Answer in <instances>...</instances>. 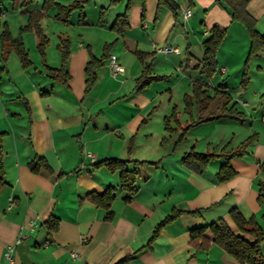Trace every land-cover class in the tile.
Here are the masks:
<instances>
[{
    "label": "crops",
    "instance_id": "obj_1",
    "mask_svg": "<svg viewBox=\"0 0 264 264\" xmlns=\"http://www.w3.org/2000/svg\"><path fill=\"white\" fill-rule=\"evenodd\" d=\"M70 1L59 0L62 5ZM157 1L144 0L143 7L142 0H88L82 23L78 16L63 24L54 19L56 10H49L47 31L40 22L48 46L54 45L50 56L45 50V65L60 67L57 46L62 38L68 39L65 85L53 80L38 62L29 58L31 65L23 68L18 56L9 53L0 80V178L4 181L0 187V264H9L5 258L9 246H14L12 264H78L71 252L79 253L86 264H117L124 259L127 264H240L213 242L209 232L202 246L192 244L189 230L222 219L236 232L229 216L233 208L245 219L255 218L264 230V207L257 201V184L264 182L259 165L264 163V53L248 63V83L241 88L243 57L234 54L233 58L222 49L232 34L240 44L248 45L244 27L232 22L216 0H175L179 20L175 22L164 9L155 21ZM15 6L17 12L11 16L0 10V24L6 23L9 30L8 17L20 29L27 12L41 9L39 3L31 2L19 14L20 3ZM127 6V27L117 33L112 25ZM187 9L191 16L185 20ZM247 11L257 31L264 34V0H249ZM213 26L226 29V37L216 57V73L208 79L200 63L203 42ZM31 35L36 51L38 41ZM105 46L108 58L86 93V63L90 56L99 58ZM163 47L178 52L157 51ZM5 49L0 41V57ZM136 51L147 54L150 77H167L162 86L170 94L165 108L158 100L163 80L136 92L135 80L143 69ZM110 56H115L122 73L111 75ZM196 80L229 94L244 119L195 125L175 147L177 136L164 131L163 118L173 106L181 108L180 102H171L175 88L188 93ZM177 112L182 125L189 122L187 115ZM253 134L257 138L247 154L231 160L235 176L223 183L215 177L222 159L211 161L203 174L181 164L182 156L191 150L219 154L224 146L226 151L233 150ZM35 157L43 158L52 172L32 173L28 164ZM105 159L128 161L129 170L131 162L159 161V165L139 167L138 190L127 203L128 194L119 189V172L94 167ZM108 187L116 188L111 220L105 219L102 208L81 201L86 194L102 193ZM176 211L178 217L149 243L156 226ZM50 217L57 219L56 230L44 225ZM20 236L25 237L16 243Z\"/></svg>",
    "mask_w": 264,
    "mask_h": 264
},
{
    "label": "trees",
    "instance_id": "obj_2",
    "mask_svg": "<svg viewBox=\"0 0 264 264\" xmlns=\"http://www.w3.org/2000/svg\"><path fill=\"white\" fill-rule=\"evenodd\" d=\"M3 0H0V6ZM14 5L20 3L21 7H26L32 0H10ZM87 0H71L68 4L62 5L59 0H43L40 10H33L27 12L26 24L19 29L20 36L12 38L6 23L0 24V41L5 46L0 57V80L5 72V63L8 60V55L13 51L19 58L20 64L23 68L31 65L29 55L24 47L21 39V34L24 32H32L37 38V50L45 62V50L48 47L49 41L44 35L40 22L45 17L46 13L55 9L56 14L54 19L68 24L71 14L75 11L79 12L78 23L84 20L83 8ZM216 2L229 13L232 22L239 23L244 27L248 35L250 50L249 56L258 53H264V34H260L256 29V21L250 16L247 11L249 0H216ZM144 7V0H142ZM127 9L121 15H118L112 25V29L117 33H121L126 29L127 23ZM168 10L172 13L175 22L179 20V6L175 0H158L155 21L158 20L162 10ZM104 10H101L103 13ZM226 37V29L218 26L210 28L208 38L203 42V57L200 63L201 69L206 75V78H211L217 70L216 57L218 50ZM60 52L61 64L57 69H50L45 65L48 75L60 85H65L69 79L68 71L66 68L70 51L69 41L62 38L57 46ZM138 59L143 64V69L140 76L135 80L136 92L142 91L150 83L165 80L167 77H150L149 64L145 62L147 54L136 51ZM108 58V46L104 47L103 53L99 58L93 56L89 57L86 63L85 74V92L88 93L95 81L96 71L102 66V63ZM248 83V71L244 65L241 86L245 87ZM214 95H210L206 82L203 80H196L192 83L191 93L185 94L183 97L184 113L189 117V122L182 125L179 120L176 106L171 108L168 115L163 118V129L169 136H177L175 147L182 141L188 129L200 123L216 121L222 118L242 122L244 114L236 109L237 103L232 101L229 94L214 89ZM257 135L253 134L241 142L235 149L227 150L224 146L219 154H200L193 150L185 153L181 158V164L188 170L196 173L203 174L211 161L215 159H222L224 163L220 166L216 173V181L223 183L235 176V171L231 167V160L241 158L247 154V148L256 140ZM165 140L161 141V145ZM131 146L128 147V151ZM128 161L119 159H105L94 164L95 168L105 167L110 172H119L120 182L119 189L125 191L128 195L124 198L125 202H130L132 197L137 193L136 179L139 175V167L146 164L149 166L159 165V161L152 162H131L132 169H127L126 164ZM260 171L264 173V163H260ZM30 171L34 174L40 170L52 172V169L43 158L35 157L29 164ZM4 184L0 178V187ZM258 187V204L264 207V182H259ZM116 188L108 187L102 193L90 192L86 194L81 201H88L95 206L102 208L106 214L105 219L111 220L112 212L110 210L111 204L115 198ZM180 214L179 211L167 216L160 224L154 229L149 243L153 242L160 229L173 221ZM229 216L235 225L236 232L231 230L224 220L220 219L208 225L192 228L189 230L190 242L202 246L203 242L207 241L206 232L212 235L213 242L219 245L226 251L234 260L240 264H264V254L261 253L260 244L264 242V230L257 224L255 218L245 219L240 212L235 208L229 211ZM264 218V216H262ZM44 225L50 231L56 230L57 219L50 217ZM117 264H127V259L120 261Z\"/></svg>",
    "mask_w": 264,
    "mask_h": 264
},
{
    "label": "rangeland",
    "instance_id": "obj_3",
    "mask_svg": "<svg viewBox=\"0 0 264 264\" xmlns=\"http://www.w3.org/2000/svg\"><path fill=\"white\" fill-rule=\"evenodd\" d=\"M31 2H33V4L39 3V5H42L43 0H34V1L32 0ZM13 5L14 4L10 0H3L2 1V4L0 6V10L2 12H4V15L9 14V16H11V15H13V14H15L17 12L15 10V13H14L13 7H16V6L15 5L13 6ZM18 10H19L18 11L19 14H21L22 13V10H23V7L22 8H19ZM50 12H52V11H50ZM78 16H79V12L78 11H75V12H73L71 14L70 20L71 21L76 20ZM7 20H9L8 23L10 25V30H9V28H8V30L11 31L10 33H11L12 38L19 37L20 36V33H19V29H18V22L15 21V20L14 21L11 20L10 17H8ZM7 20H6V22H7ZM48 24L49 23L47 21V18L44 17L42 19V21H41V25H42V28L46 29V31H47L46 25H48ZM64 27H65V25H64ZM50 32H51V30H50ZM31 34H32V32H24V33L21 34V39L23 41L24 47L27 50V53L29 52V58L30 59H32L34 62L35 61L38 62L39 65H41V68L42 67H45V62L42 60V58H41L38 50L35 51V50L32 49V46H31L32 35ZM231 36H234V37H232V38L229 39V41H228L229 43H226L224 45V48L222 49V51L224 53H226V54H230V53H231V55L233 54L232 55L233 58H235V55L234 54H239V55H241L243 57V62H242V65H241V70H242L241 73H243L244 65H246V67H247L248 66V63L252 60V58L256 57V55L249 56V50H250V44H249V42H248V45L245 44V46H244V45L240 44V42L235 38V34H232ZM52 46H54V45H50L46 49L47 50L46 52L48 53V56H50V54H51V51L50 50H51ZM253 60H255V59H253ZM50 61H52V60H50ZM36 62H35V64H37ZM60 64H61V62H60ZM247 71H248V67H247ZM230 75H234L235 76V73L231 72ZM241 78H242V76L239 79H241ZM173 79L175 80L176 77H174ZM162 82L163 83L160 84V86H161L160 87V90L162 89V86L164 87V80ZM245 86H247V84ZM240 87L243 88L241 86V84H240ZM181 89L175 88L174 92L172 93L173 96L171 98L172 99L171 102H172V104H174L175 101L180 102V105H181L180 107L181 108H178L177 111H180V113L182 114V113H184L183 112L184 111V105H183L182 100H183V97H184V95H185L186 92L183 93V90H181ZM208 91H209L210 95H214L213 89L208 88ZM189 93H191V90H190V92H188L186 94H189ZM169 97H170V94L168 92H165L163 90L162 93L160 94V98L158 99L161 102V108H165L166 107L165 106L166 105V101L170 99ZM181 102H182V104H181ZM237 107L238 106H236V109L238 111H240L239 108H237ZM155 127H157L156 124H154V127L153 128H155ZM261 251H264V248L261 247Z\"/></svg>",
    "mask_w": 264,
    "mask_h": 264
},
{
    "label": "built area",
    "instance_id": "obj_4",
    "mask_svg": "<svg viewBox=\"0 0 264 264\" xmlns=\"http://www.w3.org/2000/svg\"><path fill=\"white\" fill-rule=\"evenodd\" d=\"M191 16L190 10L187 9L184 11L183 13V17L184 19H188ZM158 52H162V53H171V52H178L176 49H171L169 47H163L160 49H157ZM110 62H109V69H110V73L111 75H115L118 73H122L123 72V68L121 66H119L116 62H115V56H110L109 58ZM262 121H264V118H262ZM25 236H20L18 238V240L16 241V243H19L22 239H24ZM71 258L73 260H76L78 264H86L80 257L79 253L77 252H71L70 254ZM5 258L8 261L9 264H12L14 262V246H9L6 250L5 253Z\"/></svg>",
    "mask_w": 264,
    "mask_h": 264
}]
</instances>
